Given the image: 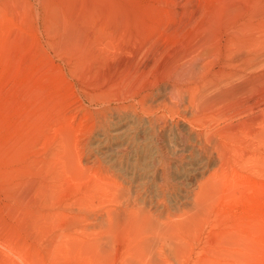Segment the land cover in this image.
Wrapping results in <instances>:
<instances>
[{
  "label": "rangeland",
  "instance_id": "1",
  "mask_svg": "<svg viewBox=\"0 0 264 264\" xmlns=\"http://www.w3.org/2000/svg\"><path fill=\"white\" fill-rule=\"evenodd\" d=\"M261 19L264 0H0V264H264ZM241 29L262 44L254 80L230 81L246 87L252 109L231 102L204 121L215 132L240 129L228 165L195 204L213 161L181 184L174 163L188 152L167 144L176 130L202 131L192 121L203 109L171 84L193 65L185 85L220 77L238 54L228 38ZM127 119L147 132L116 167L94 149ZM153 152L164 161L149 163ZM144 166L166 168L167 187L156 174L146 188L121 176Z\"/></svg>",
  "mask_w": 264,
  "mask_h": 264
},
{
  "label": "bare ground",
  "instance_id": "2",
  "mask_svg": "<svg viewBox=\"0 0 264 264\" xmlns=\"http://www.w3.org/2000/svg\"><path fill=\"white\" fill-rule=\"evenodd\" d=\"M251 13V12H250ZM257 15L259 13H256ZM245 15V14H244ZM252 16V15H251ZM245 18V17H244ZM243 18V20H244ZM262 18V17H261ZM234 19V18H233ZM242 18H240L241 20ZM252 19V17H251ZM239 20V21H240ZM245 21V20H244ZM242 21V22H244ZM261 21H264L261 19ZM259 21V22H261ZM241 22V21H240ZM239 23V22H238ZM237 23V24H238ZM247 23V22H246ZM252 23V22H251ZM254 23V22H253ZM235 23H233L234 25ZM249 24V23H248ZM256 24V23H255ZM236 25V24H235ZM259 25V24H258ZM237 26V25H236ZM240 25H238L239 27ZM255 26V25H253ZM235 27V26H234ZM247 28L250 29L251 25L249 26H246ZM257 27V26H256ZM260 27H262L260 25ZM241 28V26H240ZM253 28V27H252ZM258 29V27H257ZM242 30V29H241ZM236 30L238 31V33L236 32L235 36L233 38H228V41H229V46L227 45L226 48H227V51H233V50H237L234 52V54H236V52H238V54H236L237 58L235 57V55L231 58L229 57L228 61L225 62V65L226 66H223L227 69L225 70H221L220 71V74L221 76L220 77H216V80H217V83H216V80L214 78V80L212 78H207L205 81H206V86L204 85L203 87L205 88H200L199 86H195V84H189V85H185L187 82H192L194 81L196 75V71H197V66L193 65L192 67H189V71L186 72V68H185V72H182V74H180V77L179 78H176L174 79L175 82H172V93H174L175 96H184L183 94H185L186 96L189 97L188 100H190L189 102L194 103L196 105H194L195 107H202V112L204 111V113L201 112V114H193V116H195L196 120L192 121L194 123H196L195 121L200 122V126H203L205 128L202 129V131L198 132L197 134H195L196 136L193 137V138H190L189 136H187L186 134L184 135V133L182 132V129L180 130H176L174 133V137L172 140L169 141V143L167 144L168 145V148L170 149V151H173L174 154L176 155L177 153H182L183 152H188L187 156H184L182 157L181 160H178L177 163L173 162L174 164H176V166L179 167V165L182 166L183 168V172H182V176L179 178V181L181 184H184V180L187 178V177H192L193 179H197L200 175H203L206 171H208V163H209V160H212L213 161V169L212 171L208 174V178L204 181V182H200L199 184V191L197 192V196H196V200H195V204L200 201V198H202L204 196V194L207 192V189L208 187L212 184V181H213V177L218 175L221 171H224L226 166L228 165L227 164V160H228V156H227V150H228V145L229 143L231 144V142L235 139L236 137V134L239 132L238 129L240 128H234V129H226V130H223L221 132H215V129L213 127V124L210 123V124H207L205 123L204 121L208 118H212L213 114L215 115L216 111L215 110H218V108L216 107H219V106H224V105H228V103L231 104V102H235V103H239L242 108H243V112L247 111L248 109H252L251 108V102L250 100H252L253 98H247L246 95V87H242L240 86L239 84L238 85H234L232 86L231 85V80L234 78V77H239V78H247V79H251V80H254L252 78V75L249 76L248 72H249V69L251 71V69L255 70V67L259 65V62H260V59L263 58L261 57V45L264 44V41H261L263 42L261 44V42L257 39V37L260 35H257V37H253V36H248V35H244L243 33V30ZM254 30H256V28H254ZM259 30V29H258ZM245 31V30H244ZM251 31V29L249 30ZM253 31V29H252ZM256 32V31H255ZM264 32V31H262ZM250 33V32H249ZM261 33V32H260ZM248 34V33H247ZM256 34V33H255ZM222 35V34H221ZM264 35V34H263ZM212 36V35H211ZM214 36V35H213ZM264 37V36H263ZM229 39H232V40H229ZM205 40V39H204ZM221 40V38H220ZM227 40V39H226ZM225 40V41H226ZM263 40V39H262ZM202 41V40H201ZM215 41V40H214ZM199 42V41H198ZM208 42V41H207ZM222 42V41H221ZM196 43V42H195ZM210 43V42H209ZM183 44V43H182ZM181 44V45H182ZM223 44V43H222ZM197 45V44H196ZM201 45H204V44H201ZM219 45V44H218ZM221 45V44H220ZM226 45V44H225ZM206 46V45H205ZM212 45H210L211 47ZM213 46H215V44L213 43ZM202 47V46H200ZM198 47V48H200ZM263 47V46H262ZM197 48V49H198ZM208 48V46H207ZM218 48H222L221 46L220 47H217ZM188 49V48H187ZM186 49V50H187ZM204 49H206L204 47ZM223 49V48H222ZM221 49V50H222ZM199 50V49H198ZM207 50V49H206ZM209 50V49H208ZM219 49V51H221ZM246 50H249V51H246ZM195 51V50H194ZM204 51V50H203ZM218 51V52H219ZM225 51V50H224ZM226 51V52H227ZM186 52V51H185ZM197 52V51H196ZM213 52V51H212ZM223 53V51H221ZM200 53V52H199ZM197 52V55L199 54ZM208 51H207V55H208ZM214 54H217L215 52H213ZM202 54H205V53H202ZM189 55V54H188ZM187 55V56H188ZM193 55V54H192ZM220 55V54H219ZM227 55H230V52L227 54ZM232 55V54H231ZM213 56V54H212ZM215 56V55H214ZM222 56V55H221ZM220 56V58H221ZM199 57V56H198ZM201 57V56H200ZM261 57V58H260ZM154 58V57H153ZM179 58V57H178ZM190 58V56L188 57ZM194 58V57H193ZM214 58V57H213ZM212 58V59H213ZM216 58V57H215ZM218 58V57H217ZM175 59V58H174ZM200 59V58H199ZM202 59V58H201ZM203 59H205L203 57ZM211 59V60H212ZM177 60V59H175ZM190 60H192L190 58ZM210 60V62H211ZM222 60V58H221ZM179 61V60H178ZM203 61V60H202ZM214 61V60H213ZM212 61V62H213ZM184 62V61H183ZM182 62V63H183ZM196 62V61H195ZM179 63V62H178ZM186 63V62H185ZM209 62H205L202 67L206 69ZM215 63V61H214ZM224 63V62H223ZM193 64V63H191ZM211 64V63H209ZM213 64V63H212ZM211 64V65H212ZM182 64H178V66ZM184 65V64H183ZM187 65V64H186ZM169 66V64H168ZM171 66V65H170ZM175 66V65H174ZM199 66V65H198ZM260 66V65H259ZM184 67V66H183ZM210 67V66H209ZM221 67V65H220ZM222 67V68H223ZM178 68V67H177ZM219 68V67H218ZM257 68V67H256ZM167 69V68H166ZM169 69V68H168ZM172 69V68H171ZM200 69V68H199ZM215 70V69H214ZM253 70V71H254ZM162 71V70H161ZM179 71V70H178ZM200 71V70H199ZM213 71V70H212ZM210 71V72H212ZM217 71L219 70H216L215 73H217ZM175 72V71H174ZM174 72L172 71V73L174 74ZM207 72V71H206ZM165 73V72H164ZM168 73V72H167ZM180 73V72H179ZM209 73V71H208ZM253 73V72H252ZM176 74V73H175ZM178 74V73H177ZM200 74V73H199ZM198 74V75H199ZM218 74V73H217ZM255 74V73H253ZM203 76H206L205 74H201ZM212 75V73L210 74ZM162 76V75H161ZM168 76V75H167ZM200 76V75H199ZM217 76V75H216ZM255 78H256V74L254 75ZM259 76V75H257ZM175 77H178L177 75H174L173 78ZM207 77V76H206ZM212 77V76H211ZM165 78V76H164ZM237 78V79H239ZM134 79V78H133ZM162 79V78H161ZM236 79V80H237ZM171 80V79H170ZM173 80V81H174ZM199 80V79H198ZM248 80V81H249ZM234 81V80H233ZM240 81V80H239ZM262 81V80H261ZM208 82L210 83H216V85H218L214 91H212L211 93H207V90L206 88L207 85H208ZM238 82V81H237ZM241 82V81H240ZM251 82V81H249ZM234 83V82H233ZM258 83V82H257ZM203 84V83H202ZM250 84V83H249ZM210 85V84H209ZM254 85H257L255 87H258V84L254 83ZM253 86V85H252ZM254 87V86H253ZM201 89V90H200ZM260 89V88H259ZM258 88L256 89L257 91L259 90ZM212 90V89H211ZM165 91V90H164ZM253 91L255 92V90L253 89ZM256 91V93H257ZM259 92V91H258ZM204 93L206 95H204ZM248 94V93H247ZM257 95V94H256ZM145 96V95H144ZM178 96V97H179ZM167 97V96H166ZM187 97V98H188ZM249 97V96H248ZM175 98V97H174ZM201 98V99H200ZM182 99V98H181ZM186 99V98H185ZM257 99V98H256ZM163 100V99H162ZM170 100V99H169ZM180 100V98H179ZM187 100V101H188ZM142 101V100H141ZM177 102V101H176ZM175 102V104H176ZM198 102V104L196 103ZM166 103V101H165ZM168 103V102H167ZM171 103H174V102H171ZM170 102L169 104L172 105ZM168 104V105H169ZM238 104V105H239ZM177 105V104H176ZM179 105V103H178ZM236 105V104H235ZM164 106V105H163ZM167 106V105H166ZM173 106V105H172ZM170 107L169 109L172 111H174V109L176 108H173V107ZM230 107H232L230 105ZM255 107V106H254ZM151 108V106H150ZM172 108V109H171ZM220 108V107H219ZM223 108V107H222ZM221 108V110H222ZM225 109L228 108L227 107H224ZM223 108V109H224ZM237 108V107H235ZM241 108V107H240ZM177 109V108H176ZM198 109V108H197ZM224 109V110H225ZM178 110V109H177ZM223 110V111H224ZM172 111V112H173ZM176 111V110H175ZM220 111V110H219ZM217 111V113L219 112ZM200 112V111H199ZM222 112V111H221ZM220 112V113H221ZM177 113V112H176ZM222 113H225V112H222ZM211 115V117H210ZM217 116V115H216ZM250 119V118H249ZM211 120V119H210ZM245 120V119H244ZM251 121V120H250ZM253 121V120H252ZM212 122V121H211ZM247 122V121H246ZM254 122V121H253ZM251 124V123H250ZM197 125V124H196ZM207 126V127H206ZM233 127V126H232ZM146 128V127H145ZM145 128L143 127H140V128H137V129H134L132 127V124H131V119H127V120H124L122 122H120L119 124L115 125L113 128H112V135L115 136V140L114 141H111L109 143H107L105 141L106 137L105 136H101L102 134L99 135L98 137V143L97 145L95 146V153L96 154H99V155H102L104 156L105 160L107 162H111L113 161L115 164H116V167H118V165H120L122 162L119 161V156L122 155V154H125V156L127 157V160L130 158V156L133 154V152H135V140H136V135L141 132V134L147 132L145 130ZM196 128V127H195ZM225 128V127H224ZM197 129V128H196ZM214 129V130H213ZM217 130V129H216ZM140 135V134H139ZM101 136V137H100ZM159 136V135H157ZM156 137V135H155ZM159 139V138H157ZM163 140V139H162ZM157 141V140H156ZM107 144H106V143ZM158 142H161V141H158ZM162 144V143H161ZM160 144H158L159 146ZM166 146V145H165ZM160 148V147H159ZM158 148V149H159ZM167 149V148H166ZM168 149V150H169ZM159 152V150L157 151ZM162 152V151H161ZM229 152V150H228ZM171 154V152H169ZM163 154H164V151H163ZM167 154V153H166ZM186 154V153H185ZM160 154L159 153H154L151 155L150 157V161L149 163L151 164H154L156 161H159L162 160L161 158H164L165 155H163V157H160L161 158H158ZM178 156V155H177ZM244 156V155H243ZM176 158V156H175ZM178 158V157H177ZM176 158V160H177ZM165 159V158H164ZM126 160V159H125ZM175 161V160H173ZM229 161V160H228ZM166 163V162H165ZM163 163V164H165ZM162 164V163H161ZM160 164V165H161ZM162 164V166H163ZM166 165V164H165ZM152 166V165H151ZM155 166V165H153ZM159 169V167H157V169L153 168V169H146L145 166L143 168H134L133 171H130V172H122L121 173V176L124 178V179H127L129 180L130 184L135 187V188H146L147 186H149L150 184V181H152V177L156 176L159 178V181H162L164 184H162L164 187H167V182H169V175H167V169L166 171L162 168ZM166 167V166H165ZM118 169V168H117ZM169 169V168H168ZM119 170V169H118ZM186 200L184 197H181L177 200H175V204L178 206L180 204H183L185 203ZM232 208V207H231Z\"/></svg>",
  "mask_w": 264,
  "mask_h": 264
}]
</instances>
